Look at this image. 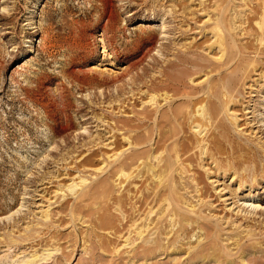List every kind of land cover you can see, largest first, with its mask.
<instances>
[{
	"label": "rangeland",
	"instance_id": "1",
	"mask_svg": "<svg viewBox=\"0 0 264 264\" xmlns=\"http://www.w3.org/2000/svg\"><path fill=\"white\" fill-rule=\"evenodd\" d=\"M186 1L193 9L200 10L199 1ZM255 2H242L245 4H242L244 17H252ZM180 5V0H0V264H264V236L248 237L249 233H264V225H260L263 221L260 213L264 208L256 212L259 222L237 218L225 208L224 200L230 199L231 190L237 187L227 179H220L215 185L218 191L224 190L223 199L209 187L211 203L222 225L206 219L205 222L212 223L218 240L213 243V250L205 251L203 255L200 248L209 247L210 241L198 226L189 225L188 233L181 232L174 238L172 234L168 239L165 234L171 231L169 218L156 227L155 222L151 230L137 240L134 230H129L130 225L126 227L125 221L122 238H116L114 232L95 226L96 216L77 214L74 221L71 220L69 212L80 204L77 196L54 204V193L59 184H70L69 180L76 178L78 172L93 174L95 168L100 167L103 155L111 154L112 147L93 148L90 141L97 139V143L104 141L108 145L116 140H111L115 135L124 146L127 145L120 134L110 132L114 124L106 116L114 114L116 120L119 117L126 121L135 119L132 114L135 110V113L143 112L141 101L135 98L129 106L115 101L130 97L123 95L131 89L144 90V83L149 82L158 70L151 58L156 56L159 66H165L166 59L174 60L173 55L185 52L191 43L193 48L204 38L208 39L206 45L214 42L210 34L199 35L194 22L190 25L193 30L186 28ZM172 10L177 14L173 15ZM197 16L200 17L198 26L204 27L208 17L202 12ZM109 17L114 20L116 30L110 36L112 42L104 45L102 28ZM247 26L248 23L244 24ZM253 27L257 29L256 22ZM185 30L187 36L183 35ZM241 40L242 43L257 44L254 38L243 36ZM155 47L156 51L160 47L168 49L163 51V59L158 58L156 51L152 53ZM198 52L205 56L211 54L206 46ZM137 62L138 66L131 70L136 83L123 82L125 84H119L117 88L115 82L122 72ZM262 63L259 68L263 69ZM263 81L258 74L246 81L247 99L238 115L246 124L242 128L248 131L246 137L254 133L253 138L258 135L264 140ZM251 91L255 92L252 95L254 102L248 104ZM142 97L147 100L144 95ZM62 100L67 104L66 115L61 110ZM145 111H152V108L146 106ZM84 158L99 163L84 169ZM111 171V168L107 169L95 181L102 180ZM45 177L47 179L43 180ZM53 177L55 180L50 183ZM150 183L151 179L136 180L130 191L140 198L144 189L152 188ZM207 183L210 186L211 183ZM116 189L121 194L124 191V188ZM255 194L264 207V189ZM22 204L25 207L21 213L13 215ZM63 207L67 210L62 211ZM91 208L96 212L98 205ZM149 209H152V203L136 215L140 228L146 224L143 216ZM47 211L55 227L43 228L40 237L36 235L31 241L13 244L11 249L7 246L2 235L9 231L17 233L33 222L37 224ZM111 214L119 217L114 208ZM154 215L150 216V224L156 218ZM213 215L203 213V216ZM8 216L12 218L6 221ZM138 216L141 217L138 219ZM179 229L180 225L173 228L174 233ZM129 234L132 241L126 244ZM101 244H110L112 249L107 250ZM239 244L245 246V252L239 250ZM147 248L152 249L153 256L150 254L145 258L144 249ZM136 253H141L142 258H135ZM48 256H52L51 259Z\"/></svg>",
	"mask_w": 264,
	"mask_h": 264
},
{
	"label": "bare ground",
	"instance_id": "2",
	"mask_svg": "<svg viewBox=\"0 0 264 264\" xmlns=\"http://www.w3.org/2000/svg\"><path fill=\"white\" fill-rule=\"evenodd\" d=\"M197 1H199V11L196 8L193 9L186 0H180V10L186 28L188 29L194 22L196 30L200 31L199 35L210 34L214 38V42L211 45H206L208 39L204 38V40L196 42L193 48L192 43L189 48L184 45L187 50L173 55L174 60L167 61L166 59L165 66H159L156 56L151 58L152 64L158 70L152 75L149 82L144 83L143 87L146 91L140 88L131 89L123 95L124 97L131 95L130 97L115 101L121 103L122 106L128 103L129 106L135 98L136 101H141L143 112L141 110L135 113L134 109L132 114L135 119L126 121H121L119 117L116 120L114 114L106 116L114 124V128H111L110 132L116 131L117 134H120L127 145L124 146L115 135L111 140L115 138L116 140L108 145H105L104 141L97 143V139L90 141L89 145H93V148L101 145L112 147L110 148L112 149L111 154L103 155L101 163L91 158H84V165H82L84 169L87 165L96 166L97 163L100 167L95 168L93 174L90 175L77 171L79 174L76 178L70 177V184H59L54 193L56 200L54 204H61L66 198L77 196L80 204H75L76 206L69 212L68 216L72 217L71 220L77 214L88 213V216L93 218L96 216L95 226L114 232L116 238L121 236L127 225H130L129 230H134L137 240H141L151 225H154L155 222V227L162 225L169 218L168 227L171 228V231L165 234L167 237L164 235L168 239L172 234H174V238L180 236L181 232L188 233L187 226L189 227V225L198 226L206 240L210 241L209 247L202 246L200 248V254L203 255L205 251L213 250V243L218 240L217 232L211 226L212 223L208 224L205 222L206 219H213L215 224L222 225V221L218 220L219 216L216 215L211 203L209 187L218 193L219 199H223L224 190L218 191L215 186L220 183V179L224 181L227 179V181H231V184L236 185L235 190H231L230 199L224 200L225 208H229L232 214H235L237 218L242 217L246 222H259L256 220L259 213L256 212L259 209L262 211L264 208L255 194L259 189H264L261 188V185L264 184V140L258 135L253 138L254 133L250 137H246L245 134L248 131L242 129L246 124L238 115L240 107H243L247 99L248 84L246 81L257 74L264 80V68H259L264 62V0H250L251 4L255 1L260 2L257 4L255 2V7L251 10V18H246L243 15L242 4H245L242 2L244 0ZM208 2L210 3L207 6ZM4 10L8 9L4 8ZM199 12L208 17V20L204 22V27L198 26L197 20L200 17H195ZM174 14L177 12L173 11ZM160 20L164 21V18ZM254 22H256L257 29L253 27ZM247 23L248 26L244 27V24ZM102 29L103 44L111 43L110 36L116 30L114 20L110 17L107 18ZM162 29H166L165 24ZM193 29L194 27L191 28V30ZM186 32L185 30L183 35L187 36ZM243 36L249 37V39L254 38L257 44L242 43ZM205 46L214 56L209 53H207L208 56H205L198 52ZM156 50V47L153 48L152 53ZM167 50L165 47L163 49L160 47L156 51L158 58H164L163 51ZM138 64V62L134 63L125 73L122 72L121 77L115 82L117 88L120 87L119 84L121 86L125 84L123 82H128L129 85L136 83V78L131 75V70H134ZM138 77L140 78V76ZM203 78L205 80L201 81ZM254 93V91L248 93L250 96L248 104L254 102V97H252ZM142 94L147 98L146 101L143 100ZM146 106L151 107L152 111H145ZM66 109L67 104H64L62 100L61 110L65 115ZM85 132H88L87 129ZM151 143L152 146H150ZM84 146L87 147V145ZM109 168L112 169L110 174L107 173L102 180L95 181ZM45 179L47 178H43V180ZM139 179H151L152 181V184L150 183L152 188L144 189L140 198L136 193L134 195L130 191L132 184ZM53 180H55L54 177L50 178L49 182L53 183ZM207 182L211 183L210 186ZM119 187L122 190L124 188L123 193L126 192V195L117 191L116 188L119 189ZM246 190L248 194H246ZM84 192L86 193L84 194ZM118 193L120 196L116 197ZM136 199L137 201H134ZM151 203L152 209H149L147 215L143 216L146 224H142L140 228L138 226L140 222L138 223L136 220V215L145 205ZM92 205H98L96 212L91 208ZM128 206H130L129 209ZM24 207L25 205L22 204L13 215L21 213ZM113 208L119 217L111 214ZM61 209L62 211L67 210L64 207ZM204 212L214 215L203 216ZM153 214L156 215V218L155 220L151 219L152 224H150V216ZM260 214V219L263 217V221L259 224L263 226L264 210ZM12 216L6 217L5 220L9 221ZM140 217L138 216V219ZM52 220L53 218H50L49 211H47L37 224L30 223L26 228L18 230L17 233L9 231L2 237L11 249L13 244L31 241L36 235L40 237L43 228L55 227ZM125 221L126 227L123 225ZM177 225H180V229L174 233L176 230L173 228ZM122 227L123 229H121ZM130 234L126 244L132 241ZM260 236H264V233L248 234L250 238ZM199 239H201L200 236ZM110 244H101V247L109 250ZM115 248V254H118L119 251ZM192 249L195 248L190 250ZM144 250L145 258L152 255L151 248ZM239 250L242 253L245 252V246L239 244ZM63 255L69 257L65 252ZM50 257L52 256H48V258ZM135 258H142L141 253H136Z\"/></svg>",
	"mask_w": 264,
	"mask_h": 264
}]
</instances>
